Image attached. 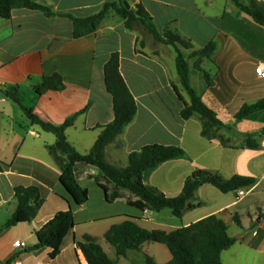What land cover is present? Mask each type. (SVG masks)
<instances>
[{
  "label": "crops",
  "instance_id": "crops-1",
  "mask_svg": "<svg viewBox=\"0 0 264 264\" xmlns=\"http://www.w3.org/2000/svg\"><path fill=\"white\" fill-rule=\"evenodd\" d=\"M33 1L48 6L54 15L17 8L10 18H0V162L4 166L0 171V264H10L14 259L21 264H87L77 245L86 235L94 237L118 264L109 255L111 245L104 236L125 218H134L147 230L170 233L211 215L222 217L236 239L222 253L223 264H264V110L242 121L234 117V111L264 98V78L256 72L264 64V26L232 0H127L131 9L138 5L145 8L162 38L173 33L188 44L182 52L189 63L191 86L224 123L220 133L229 141L225 147L219 139L210 141L202 136L198 117L182 119L183 101L189 103L190 99L179 80L175 47L142 39L141 25L130 30L113 12L95 33L74 37L73 21L68 16L85 18L118 0ZM239 2L253 8V0ZM255 2L264 8V0ZM212 42L216 49L210 57H191ZM114 53L120 55V70L138 112L124 133L107 147L108 162L124 168L129 155L146 145L181 147L186 151L185 158L144 173V183L168 197L181 194L186 179L198 169L216 171L225 178L248 176L256 183L234 193L205 185L197 192L196 207L178 219L169 210L158 213L131 206L128 199L136 198L128 191L122 192L123 199L108 202L96 182V178L104 181L99 168L79 163L76 179L89 198L83 206H76L60 182V164L47 149L56 144V136L34 125L22 107L2 91L18 88L23 104L54 125L74 117L65 132L67 140L80 154H89L115 117L104 74ZM55 74L63 79L62 89L39 93L44 78ZM247 135L253 136L256 148L246 147ZM33 184L42 185L45 198L36 218L4 227L18 207L15 187ZM70 209L76 227L65 237L60 254L52 258L48 247L32 249L39 243L37 232L56 214ZM235 214L240 216L241 226L233 220ZM232 226L236 227L233 234ZM17 241H23L26 248L15 249ZM151 243H144L140 250H129L123 258L128 260L136 252L141 264H146V255L162 264L150 251Z\"/></svg>",
  "mask_w": 264,
  "mask_h": 264
},
{
  "label": "trees",
  "instance_id": "trees-1",
  "mask_svg": "<svg viewBox=\"0 0 264 264\" xmlns=\"http://www.w3.org/2000/svg\"><path fill=\"white\" fill-rule=\"evenodd\" d=\"M243 12L249 14L254 21L264 26V8L253 0V8L242 5L239 0H232ZM124 0L107 3L96 14L76 18L68 16L74 25V37L77 39L86 37L96 32L99 25L110 12H113L125 20L126 27L136 30L141 25L146 31L154 35L156 40L164 41L176 49V68L180 83L189 96L190 102L186 103L176 88V92L184 103L181 117L189 120L198 117L202 123V136L208 140L219 139L222 145L227 147L229 141L220 133L224 123L217 113L210 108L191 86L189 77V63L180 47L188 48V44L178 35L168 33L162 38L158 33L152 17L142 5L135 9H127ZM17 8L40 10L47 16H53L52 10L45 5L33 0H0V18L8 19L12 11ZM216 49L215 43H210L205 48L192 53L191 57H210ZM197 67L201 69L199 64ZM205 78L209 82V75ZM105 85L112 95L114 106V121L104 127L89 154H80L67 140L66 129L74 123V117L64 124L57 126L40 118L33 109L26 107L19 97L18 88L2 91L3 95L22 107L25 114L34 125H39L42 130L53 133L56 144L48 146V151L60 164L62 174L60 182L69 197L76 206H83L89 198L88 191L77 181L75 167L79 163L97 166L102 174V179L96 178L98 185L104 190L108 202L112 203L123 199V191L130 192L135 201L128 199V203L142 211L163 212L169 210L175 218L181 219L186 212L196 206L198 190L211 185L222 193H234L241 189L251 187L256 183L252 177L234 175L231 178L223 177L219 172L205 169L194 171L185 181L181 194L168 197L157 187L144 183V173L158 168L160 165L185 158L186 151L174 145L152 144L144 146L140 151L133 152L128 157V165L124 168L117 167L106 158V149L122 135L126 127L131 124L138 112L137 102L129 89L120 70L119 53L112 54L106 63ZM63 79L59 74L45 77L42 89L61 90ZM264 110V98L254 104H246L238 111H234L236 121H242L255 112ZM252 135H247L245 145L248 148H256ZM7 167V165H5ZM0 162V171L3 170ZM105 182V183H104ZM110 185V188H109ZM44 188L40 184L28 187H15L14 192L18 201V207L4 227H12L20 223L32 222L41 207L45 203ZM264 217V214L261 215ZM237 225L241 226V218L238 214L233 216ZM76 227L72 209L60 212L54 216L43 228L37 232L39 243L33 247L39 250L45 247L51 249L50 256L57 257L62 249V244L68 233ZM105 240L115 248L118 257H126L129 250H140L147 242L165 245L172 256L167 264H223L222 253L231 248L236 239L229 234L227 222L218 215H211L187 227H179L167 233L161 230H147L141 227L134 218L127 217L121 223L113 225L105 234ZM78 248L82 252L87 264H117L104 251L102 245L92 236L86 235L83 242H78ZM146 264H158L151 256L146 255Z\"/></svg>",
  "mask_w": 264,
  "mask_h": 264
},
{
  "label": "rangeland",
  "instance_id": "rangeland-1",
  "mask_svg": "<svg viewBox=\"0 0 264 264\" xmlns=\"http://www.w3.org/2000/svg\"><path fill=\"white\" fill-rule=\"evenodd\" d=\"M141 38L150 41H155L156 38L154 37L153 34H151L150 32L146 31L145 28L143 26H141ZM172 46V45H171ZM174 47V46H173ZM170 48V47H169ZM182 49H184L183 47H180V50L182 51ZM176 50V49H175ZM170 55L173 54V49L170 48ZM183 53V52H182ZM236 227L232 226L231 228V234H233V231ZM153 246L152 249L150 250L152 253H154L158 259V261L162 264L166 263V261H168L171 258V254L170 251L168 250V248L163 245V244H159V243H151ZM110 251L108 252L109 255L115 259L116 261H118V264H141V257L139 254H137L136 252L133 253V256L129 257L128 260H126L123 257H118L115 253V249L110 246Z\"/></svg>",
  "mask_w": 264,
  "mask_h": 264
},
{
  "label": "built area",
  "instance_id": "built-area-1",
  "mask_svg": "<svg viewBox=\"0 0 264 264\" xmlns=\"http://www.w3.org/2000/svg\"><path fill=\"white\" fill-rule=\"evenodd\" d=\"M256 72L260 77L264 78V64H260L256 68ZM14 247L17 250H23L24 248H26V244L23 241H17L15 242ZM10 264H21V261L18 259H14L10 262Z\"/></svg>",
  "mask_w": 264,
  "mask_h": 264
},
{
  "label": "water",
  "instance_id": "water-1",
  "mask_svg": "<svg viewBox=\"0 0 264 264\" xmlns=\"http://www.w3.org/2000/svg\"><path fill=\"white\" fill-rule=\"evenodd\" d=\"M124 5L126 6L127 9H131V6L127 0H124Z\"/></svg>",
  "mask_w": 264,
  "mask_h": 264
}]
</instances>
